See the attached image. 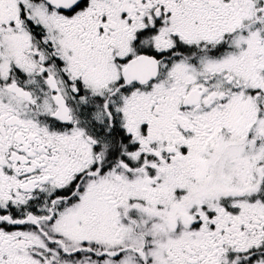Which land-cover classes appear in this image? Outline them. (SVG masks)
Listing matches in <instances>:
<instances>
[{
    "label": "snow or ice",
    "instance_id": "1",
    "mask_svg": "<svg viewBox=\"0 0 264 264\" xmlns=\"http://www.w3.org/2000/svg\"><path fill=\"white\" fill-rule=\"evenodd\" d=\"M0 264H264V0H0Z\"/></svg>",
    "mask_w": 264,
    "mask_h": 264
}]
</instances>
